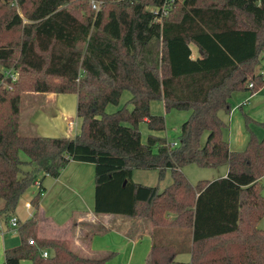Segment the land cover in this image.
<instances>
[{"label":"trees","instance_id":"1","mask_svg":"<svg viewBox=\"0 0 264 264\" xmlns=\"http://www.w3.org/2000/svg\"><path fill=\"white\" fill-rule=\"evenodd\" d=\"M95 1L98 9L90 0H19V7L0 0V220L8 222L38 181L33 213L20 220L21 242L5 248L0 264L109 260L79 254L70 239L39 235L45 189L38 176L57 177L70 160L95 164V212L146 218L160 231L191 229L190 261L177 259L182 250L173 243L154 238L147 264H264V136L251 133L245 149L232 150L221 115L230 114L235 91L264 85L257 71L264 65V0ZM164 5L167 14L159 16L153 8ZM25 90L76 93L81 132L22 135ZM125 90L131 107L107 111ZM154 99L166 110H191L178 143L156 134L165 116L151 111ZM190 163H225L229 170L193 184L183 171ZM137 168L159 169L160 179L170 168L173 180L160 190L134 181Z\"/></svg>","mask_w":264,"mask_h":264},{"label":"crops","instance_id":"2","mask_svg":"<svg viewBox=\"0 0 264 264\" xmlns=\"http://www.w3.org/2000/svg\"><path fill=\"white\" fill-rule=\"evenodd\" d=\"M36 93L45 94V102L42 106H37L36 103L32 102L30 104L31 111L45 108L47 106L46 104L49 102L54 106L56 105L54 100L58 93ZM230 102L231 112L228 123V127L230 128L229 145L232 150H243L247 146L251 133L248 134L243 127L242 113L244 112L253 118L252 122L264 121V85L254 93L251 90L235 91L230 98ZM22 112L21 109L19 120L20 132H24L25 135L38 134L36 129L37 126L32 121V118H30L31 113L29 119L26 117L28 122L27 126H25L21 121ZM74 125H76V121H74ZM74 125L72 127L69 126V136L73 134L70 130L74 128ZM235 125H238L236 130H234ZM143 126L148 129L145 121H143ZM261 133L262 132H260V134ZM228 170L229 166L226 164L222 167L220 171L221 174L219 173L217 178L227 176ZM132 178L136 182L147 185H158L160 190H163L171 184L173 180L172 170L170 168L166 170L162 179L159 178V169L155 168L134 169ZM148 180H150V182H147ZM41 182L45 190L42 192L39 202L40 236L69 237L72 242V248L84 256L105 258L111 257L110 253L125 251L122 259L132 261L136 264L148 263L151 246L155 238L153 235V227L148 219L142 217H128L117 213H97L94 211L95 164L93 162L70 160L62 169L59 176L54 177L49 174H44L41 178ZM260 182L263 185L262 191L264 194V175L261 177ZM31 199L32 197L25 203V211L27 212L25 216L18 213V208L14 213L18 215L21 221L28 219L33 213L34 207L31 209L26 207L27 203H31ZM136 218H140V220ZM12 230L13 229L7 225L5 233L0 234V236L3 237V241H5V235L8 232H15ZM17 230L19 232V229ZM146 239L147 241H143L142 243V240ZM15 245L16 244L3 246V249L0 251V263L5 259V248ZM187 247H189L187 248V257L186 260L183 261L191 260L190 246ZM147 252H149V254L146 259ZM110 263L111 259L109 258L106 263L98 264ZM21 264H32V261L29 259H22Z\"/></svg>","mask_w":264,"mask_h":264},{"label":"rangeland","instance_id":"3","mask_svg":"<svg viewBox=\"0 0 264 264\" xmlns=\"http://www.w3.org/2000/svg\"><path fill=\"white\" fill-rule=\"evenodd\" d=\"M91 1L92 0H90V4ZM192 47L194 50V54L195 55L198 54L199 49L197 48V46L193 44ZM257 71L259 72L260 68H258ZM241 91H246V90H241ZM36 92L37 91L25 90L21 94L20 110L22 109L23 111L21 114V121L25 126H27V122H28L26 120V117L29 119V115L31 113L30 118H32V121L37 126L36 129L38 135L51 136V137L69 136L70 134L68 133V131L70 126L69 125L70 120L76 121V125H74V128L70 130L71 133H73L71 136L72 137L76 136V134L81 132L82 118L78 116V112H77L78 96L76 93H58L56 97L57 100L56 99L54 100L56 103L55 106L49 102L46 104L47 106L45 108H39L35 111H31L30 104L32 102L36 103L37 106L39 105L42 106L45 102V94H38ZM129 98H130V92L129 90H125L122 94L120 105L116 106L115 104L110 103L107 106V111L110 112L115 111L119 107L125 104H127L128 107H130L131 104L128 102ZM151 111L153 113L162 114L165 116V128L163 130L157 131L156 134L166 137L171 143H175V142L178 143L182 124L190 117L191 110L176 109V108L166 110L164 103L161 99H154L151 102ZM221 115L229 123L230 114H226L223 112ZM242 118H243V127L248 132V134L254 133L258 138H262V136L264 135V127L260 124V122L250 121V124L248 125L247 117L244 112L242 113ZM19 120H20V114H19ZM237 126L236 125L234 126V130L237 129ZM139 128L141 131L142 139L143 141H145L149 134L148 131L149 129L144 128L143 122L140 123ZM260 132L262 133L260 134ZM20 133L22 135H25L24 132H20ZM206 134L203 138L204 140L206 138ZM229 134H230V128L228 127L224 130V136L228 140H229ZM19 155L23 160H29V156L24 151L21 150L19 152ZM225 165H226L225 163H222L216 167H204V166H200L197 163H190L183 167V171L191 183L197 184L201 180H211L217 178L219 176L218 174L222 170V167ZM29 167H30L29 165L23 164L24 169H29ZM42 177L43 175L42 173H40L38 179H41ZM147 182H150V180H148ZM37 192H38L37 184L32 185L25 192L22 199L20 200V204L18 205V209H17L18 213H20L22 216H25L27 214V212L25 211V203L26 201H29L31 197L33 198ZM136 219L140 220V218H136ZM151 225L153 227V235L155 236L156 241H162V242L167 241L173 243L177 247V249L182 250L178 254L177 259L186 260L187 257L186 255L188 252L187 248H189L187 246H190L191 244V229L185 227L184 228L172 227L170 228V231L167 230L160 231L159 229H162L161 227H157L155 229L154 228L155 226L152 223ZM259 227L264 228V217H262V219L260 220ZM16 230L17 229L12 230L15 232H8L5 235V241H3V237L0 236V243H1L0 251L3 249V246H11V244L17 245L20 242L21 237L19 235L18 230L17 231ZM62 238L70 239L69 237H64V236ZM143 241L145 242L147 241V239L142 240V243ZM71 246H72V242H71ZM124 252L125 251L110 253L111 255L110 264H136L132 261H127L125 259H122ZM148 254L149 252H147L146 254L145 257L146 259L148 258Z\"/></svg>","mask_w":264,"mask_h":264},{"label":"built area","instance_id":"4","mask_svg":"<svg viewBox=\"0 0 264 264\" xmlns=\"http://www.w3.org/2000/svg\"><path fill=\"white\" fill-rule=\"evenodd\" d=\"M12 4L17 6V7H19V0H12ZM91 5L94 8H99V5H98V3L95 0L91 1ZM165 5L162 6L161 8L155 7V8H153V10H155V12H158V13L160 12L159 16H163V15L167 14V8H166ZM259 72L264 76V65H263V67H261ZM249 86H253V82L252 81L249 82ZM69 125L72 127L74 125V121L70 120L69 121ZM37 185H38V181H37ZM26 206H27L28 209H31L33 207L32 203H27ZM7 225L10 226V228L13 229V230L18 229L19 225H20V219H19L18 215H16V214L11 215L9 217L8 222L0 220V234L5 233V229H6ZM29 242L30 243H34V239L30 238ZM42 254H43V256H48L49 255V251L47 249L42 250Z\"/></svg>","mask_w":264,"mask_h":264}]
</instances>
